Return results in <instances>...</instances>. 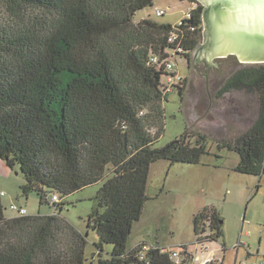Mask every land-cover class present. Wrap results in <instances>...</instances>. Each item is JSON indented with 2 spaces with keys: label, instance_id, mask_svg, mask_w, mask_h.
Returning a JSON list of instances; mask_svg holds the SVG:
<instances>
[{
  "label": "trees",
  "instance_id": "obj_1",
  "mask_svg": "<svg viewBox=\"0 0 264 264\" xmlns=\"http://www.w3.org/2000/svg\"><path fill=\"white\" fill-rule=\"evenodd\" d=\"M154 1L0 0V159L20 166L23 195L36 193L41 205L55 207L9 218L0 193V264H86L88 233L61 211L69 195L99 183L88 217L99 238L93 264L192 262L187 244L181 263L172 258L173 249L159 244L128 246L149 199L151 164H198L211 154L208 135L197 130L156 145L165 130L167 79L177 72L151 58L173 51V59L191 57L203 34V5L190 0L197 6L171 43L177 25L134 21ZM186 85L185 77L174 84L182 98ZM233 91L255 95L258 115L250 128L221 139L218 147L239 154L237 172L262 177L264 63L235 70L218 95ZM222 224L215 207L196 213L197 242L223 237ZM105 244L113 245L108 256ZM145 245L152 248L142 257Z\"/></svg>",
  "mask_w": 264,
  "mask_h": 264
},
{
  "label": "rangeland",
  "instance_id": "obj_2",
  "mask_svg": "<svg viewBox=\"0 0 264 264\" xmlns=\"http://www.w3.org/2000/svg\"><path fill=\"white\" fill-rule=\"evenodd\" d=\"M190 7L188 0H155L153 5L139 10L134 21L152 18L177 24ZM161 9L166 11L164 15H158ZM174 61L177 73L187 78V85L183 98L177 88L168 93L164 102L165 130L156 145L165 146L188 129L197 130L208 135L211 154L198 164L164 159L151 164L146 189L149 199L141 219L133 225L128 246L134 248L146 241L179 250V246L187 244L194 251L198 239L194 215L206 207H215L222 215L223 237L215 240L211 248L208 246L211 242H207L204 256L209 255L215 261L221 258L223 264H264V175L237 172L239 154L218 147L221 139L245 132L258 115L255 95L243 91L218 95L224 80L245 64L237 58H224L213 60L219 69L214 66L206 69L204 63L194 69L186 58L178 56ZM25 182L19 165L12 168L0 159V193L5 192L1 199L6 217L18 215L10 208L11 203L24 205L30 215L55 210L48 204L41 205L36 193L23 195L21 186ZM101 184L69 195L61 211L80 231L88 233L86 264H93L97 253L95 243L99 238L88 227V217ZM112 249V244H105L104 254L110 255Z\"/></svg>",
  "mask_w": 264,
  "mask_h": 264
},
{
  "label": "water",
  "instance_id": "obj_3",
  "mask_svg": "<svg viewBox=\"0 0 264 264\" xmlns=\"http://www.w3.org/2000/svg\"><path fill=\"white\" fill-rule=\"evenodd\" d=\"M198 2L203 5V40L194 56L216 68L214 59L229 56L243 64L264 63V0Z\"/></svg>",
  "mask_w": 264,
  "mask_h": 264
},
{
  "label": "built area",
  "instance_id": "obj_4",
  "mask_svg": "<svg viewBox=\"0 0 264 264\" xmlns=\"http://www.w3.org/2000/svg\"><path fill=\"white\" fill-rule=\"evenodd\" d=\"M190 3H191V7L189 9V12L188 14L182 18V20L175 24L177 25V27H175V30L170 34L168 40L169 42L171 43H174L176 42L180 36L179 32H180V27L181 25L184 24V19L185 18H190L191 14H192V10L196 8L197 6V3L195 1H190L188 0ZM166 13L165 10L161 9L159 10L158 12V15H164ZM194 29V28H192ZM173 55H176V52L173 51L172 52V57H167V58H160L159 56L157 55H153L151 60L152 62L154 63H157L159 64V66H163L165 67V69L170 72V73H173L174 71H176L175 69V66H174V59H173ZM177 72V71H176ZM183 77H181L178 73L176 76L174 75H171L168 77L167 79V87H168V90L169 91H172V89L174 88V84L180 82V80H182ZM1 195H5V192H1ZM52 199L54 201H57L58 200V196L54 195L52 197ZM10 208L14 211H17L19 215H27L28 211L27 209L24 207V206H19L15 203L11 204L10 205ZM196 250L194 251H191V249L188 247V250L192 253V262L190 264H210L212 262H214V258L207 255V256H204V254H207V242H197L196 243ZM179 250H172V258L177 262V263H181V254L183 253V251H185V247L183 245L179 246ZM152 248V245H145L144 246V252H143V255L142 257H144V255L146 254V252H148L150 249ZM164 250L166 251V247H164Z\"/></svg>",
  "mask_w": 264,
  "mask_h": 264
},
{
  "label": "flooded vegetation",
  "instance_id": "obj_5",
  "mask_svg": "<svg viewBox=\"0 0 264 264\" xmlns=\"http://www.w3.org/2000/svg\"><path fill=\"white\" fill-rule=\"evenodd\" d=\"M202 40H203V34H202V37H201V39H200L198 44H200V42ZM222 59H224V58H222ZM187 62L190 63L192 67L193 66L195 67L197 64L204 63V66H205L206 69L210 68L211 65H212V62H210L208 60H205V59H202L200 57L194 56V52L191 54V57L187 60Z\"/></svg>",
  "mask_w": 264,
  "mask_h": 264
},
{
  "label": "crops",
  "instance_id": "obj_6",
  "mask_svg": "<svg viewBox=\"0 0 264 264\" xmlns=\"http://www.w3.org/2000/svg\"><path fill=\"white\" fill-rule=\"evenodd\" d=\"M1 192H4V191H1ZM21 205H22V204H21ZM45 214H47V213H45ZM141 242H146V241H141ZM141 242H140V243H141ZM213 242H214V241H211V243L208 244L209 248H211V244H212ZM150 244H153V243H150ZM156 244H159V243H156ZM220 260H221V258H220Z\"/></svg>",
  "mask_w": 264,
  "mask_h": 264
}]
</instances>
